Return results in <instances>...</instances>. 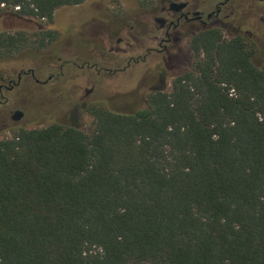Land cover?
Here are the masks:
<instances>
[{"label": "trees", "instance_id": "16d2710c", "mask_svg": "<svg viewBox=\"0 0 264 264\" xmlns=\"http://www.w3.org/2000/svg\"><path fill=\"white\" fill-rule=\"evenodd\" d=\"M87 1L0 0V14L52 24ZM57 35L1 33L0 56ZM190 50L191 69L141 109L93 104L90 132L51 123L0 137V264H264L258 46L212 27Z\"/></svg>", "mask_w": 264, "mask_h": 264}, {"label": "rangeland", "instance_id": "374dc122", "mask_svg": "<svg viewBox=\"0 0 264 264\" xmlns=\"http://www.w3.org/2000/svg\"><path fill=\"white\" fill-rule=\"evenodd\" d=\"M211 1L201 9L213 10ZM150 3L143 7L140 0H88L78 7L61 8L52 24L21 18L11 11L0 14V34H58L56 41L46 42L43 48L39 41L30 42L32 46L15 56H0V85H7L9 78L17 80L21 70L29 69L39 81L46 82L38 84L32 77H24L13 92L4 91L8 102L0 106V137H11L20 128H43L51 123L90 132L93 118L87 112L88 106L103 104L129 113L146 106L151 89L169 92L175 77L191 69L193 55L188 40L175 44L165 54L153 51L147 55L148 49H159L152 40L154 35L163 34L155 22L161 16L159 2ZM263 19L264 5L246 0L235 7L231 21L223 23L225 38L244 33L255 40L257 65L264 64ZM119 39L123 43L118 44ZM4 99L0 96L1 101ZM18 110L24 116L16 122L11 117Z\"/></svg>", "mask_w": 264, "mask_h": 264}, {"label": "flooded vegetation", "instance_id": "af4514ba", "mask_svg": "<svg viewBox=\"0 0 264 264\" xmlns=\"http://www.w3.org/2000/svg\"><path fill=\"white\" fill-rule=\"evenodd\" d=\"M208 1L209 0H174L172 2H167L166 0H140V3L151 2L150 4H154V2H159L160 5L159 13L161 16L155 18V22L158 24V30L163 32V34L161 37L154 35L152 40L157 42L159 49L150 48L147 51V55L153 51L160 54H165L166 52L171 51L175 44L181 43L185 40L191 41L193 36L212 27H218L224 32L226 28L224 24H226L225 22L231 21V18L235 14V7L241 6L246 0H212L211 3H213L214 9L206 12L205 10L201 9V6H206L205 4H207ZM249 1L254 4L264 5V0ZM171 3H186L187 6L181 10H173L170 8ZM237 35L249 36L248 34L244 33H238L235 36ZM249 37L252 38L251 36ZM253 41L255 40L253 39ZM117 43L121 44L123 43V40L119 39ZM128 43L129 42H127V44ZM128 45L131 46L130 44ZM145 59L146 57L142 58V60ZM70 62L71 61H67V64L74 65L73 62ZM136 62H140V60H137ZM86 65H89V63L87 62ZM94 66L96 67L97 64H94ZM128 66H130V64H128ZM24 77H32L36 83L46 84V82H41L36 78L33 69H29L27 71L21 70L17 75V80L9 78L7 79V85H0V96L4 99V91L13 92L20 86ZM50 79H52V75L49 77V80ZM3 80L5 81V79ZM164 83L165 82L163 81V84ZM153 90H158V88H153L150 91ZM7 102L8 99H4V101L0 100V106L6 104Z\"/></svg>", "mask_w": 264, "mask_h": 264}, {"label": "water", "instance_id": "95a60500", "mask_svg": "<svg viewBox=\"0 0 264 264\" xmlns=\"http://www.w3.org/2000/svg\"><path fill=\"white\" fill-rule=\"evenodd\" d=\"M186 6H187L186 3H171L170 8L173 10H181L184 9ZM23 116H24L23 112L18 110L12 116V120L18 122L23 118Z\"/></svg>", "mask_w": 264, "mask_h": 264}]
</instances>
